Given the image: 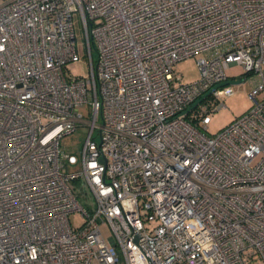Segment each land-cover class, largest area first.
Returning a JSON list of instances; mask_svg holds the SVG:
<instances>
[{
	"label": "built area",
	"instance_id": "1",
	"mask_svg": "<svg viewBox=\"0 0 264 264\" xmlns=\"http://www.w3.org/2000/svg\"><path fill=\"white\" fill-rule=\"evenodd\" d=\"M74 12L88 76L66 69L79 60ZM195 55L199 77L185 83L174 65ZM233 64L253 75L251 105L208 134L233 91L206 92L233 79ZM81 122L78 158L59 140ZM257 258L264 264V0H0V264Z\"/></svg>",
	"mask_w": 264,
	"mask_h": 264
},
{
	"label": "rangeland",
	"instance_id": "2",
	"mask_svg": "<svg viewBox=\"0 0 264 264\" xmlns=\"http://www.w3.org/2000/svg\"><path fill=\"white\" fill-rule=\"evenodd\" d=\"M80 14L78 12L73 13V26H74V34H75V43L77 48V55H79V60L76 62L71 63L66 69L68 72L75 76H88L90 69L89 65V58L87 55V46L85 42V31L84 26L82 23V19H80ZM93 59H96V54L93 52ZM199 56L195 55L185 60H181L176 62L174 65V69L181 75L182 80L186 82L195 81L198 79L199 70L197 65V58ZM243 72L242 67L237 64L230 65L224 74L227 77L233 78V80L243 79L242 82L235 83V84H228L232 88V93L229 96L224 97V104L223 108L215 110L211 113V120L208 122L206 127V133L214 134L228 125L231 121H233L236 117L244 113L251 105V100L247 97L248 92L251 89V83H253V75L243 76L241 75ZM82 116L85 117V120H88L91 113L87 104L81 105L78 107ZM97 123H100V118L97 120ZM89 125L86 122H81L78 124V127L69 134L62 136L59 140V148L61 152L64 153H71L74 154L79 158L80 153L83 145V139H85L87 135ZM93 140H97L98 130L95 129L92 133ZM65 170L67 172H76L80 169V166L77 164L74 165H64ZM71 185H73L74 190L77 189L79 186L77 181H72ZM77 198L78 202L81 205H91V197L87 193H84V189H78ZM79 211H75L69 213V221L71 226H78L82 224L83 218ZM103 232L107 235V228L105 225L102 226ZM96 264V263H95ZM250 264H262L260 259H255Z\"/></svg>",
	"mask_w": 264,
	"mask_h": 264
},
{
	"label": "water",
	"instance_id": "3",
	"mask_svg": "<svg viewBox=\"0 0 264 264\" xmlns=\"http://www.w3.org/2000/svg\"><path fill=\"white\" fill-rule=\"evenodd\" d=\"M239 82H242V80L241 79H238V80H233V79H228V80H225V81H223V82H220V83H218V84H216V85H213V87L208 91V92H206V94H208L212 89H215V88H217V87H219V86H222V85H225V84H235V83H239ZM205 94V95H206ZM199 101V99L197 100V101H195L193 104H192V107L194 106V105H196V103Z\"/></svg>",
	"mask_w": 264,
	"mask_h": 264
},
{
	"label": "trees",
	"instance_id": "4",
	"mask_svg": "<svg viewBox=\"0 0 264 264\" xmlns=\"http://www.w3.org/2000/svg\"><path fill=\"white\" fill-rule=\"evenodd\" d=\"M78 185L80 186L79 182L77 181ZM79 188V187H78Z\"/></svg>",
	"mask_w": 264,
	"mask_h": 264
}]
</instances>
